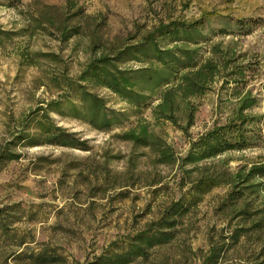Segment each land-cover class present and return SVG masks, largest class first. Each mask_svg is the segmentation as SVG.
<instances>
[{
    "label": "rangeland",
    "instance_id": "1",
    "mask_svg": "<svg viewBox=\"0 0 264 264\" xmlns=\"http://www.w3.org/2000/svg\"><path fill=\"white\" fill-rule=\"evenodd\" d=\"M6 3L0 0V28L16 35L0 44V144L10 139L24 114L55 96L56 87L48 82V74L59 75L64 69L68 77H75L89 58L98 55L93 42L114 48L136 42L159 23H189L202 17L206 20L203 40L195 47L202 48V57H209L210 48L217 47L219 59L227 50V57H236L242 76L236 84L217 77L195 99L188 138L168 123L152 130L180 157L187 139L222 124L237 98L248 92L256 101L248 112L259 116L253 127L259 139L251 148L218 158L226 161L229 172L264 160V0H16L13 8L5 7ZM62 27H77L78 35L61 43L58 29ZM24 50L53 53L60 62L53 65L40 60L36 66H20L18 54ZM92 92L108 108L129 112L108 91L95 88ZM141 117L152 122L149 110ZM49 118L74 133L86 150L46 145L15 149L19 157L0 170V208L11 220L9 238H0V263L27 264L25 254L48 250L61 258L56 264H89L106 251L119 252L185 191L187 185H178L181 173L175 165H152L147 150H131L127 143L111 137L129 128L134 117L107 133L53 113ZM130 159L134 170L129 175L125 170ZM195 176L196 172L187 175L186 181ZM227 191V187H217L204 194L176 219L169 242L148 249L145 257L129 264H208L210 248H223L226 241L221 237L240 220L232 219L228 208L220 209ZM254 199L250 208L264 202V192L259 197L247 195L235 207ZM246 236L221 252L214 264H250L264 246V230L249 231Z\"/></svg>",
    "mask_w": 264,
    "mask_h": 264
},
{
    "label": "trees",
    "instance_id": "2",
    "mask_svg": "<svg viewBox=\"0 0 264 264\" xmlns=\"http://www.w3.org/2000/svg\"><path fill=\"white\" fill-rule=\"evenodd\" d=\"M15 3L16 0H7L3 5L13 8ZM81 14L79 10L78 15ZM205 23L202 17L189 23H159L136 42L114 48L106 49L96 42L94 46L93 42L91 47L99 51L98 55L89 58L75 77H68L64 69L59 75L48 74V82L56 87L55 96L24 114L13 128L10 139L0 144L1 170L7 162L19 157L15 152L18 147L46 145L86 150L85 143L74 133L53 123L50 113L78 120L95 131L105 133L121 128L132 116V125L111 137L127 143L131 150H147L152 165L176 166L181 173L178 185H187L185 191L164 207L155 221L131 236L119 252L106 251L105 256L97 257L89 264H101L102 261L129 264L136 258L145 257L148 249L169 242L174 237L176 219L217 187L228 188L220 209L228 208L232 219L240 217V220L226 236L221 237L226 241L223 248H210L206 258L208 264L216 263L221 252L236 245L240 237H247L249 231L264 230V202L259 201L250 208L255 199L248 200L241 207H235L247 195L259 197L264 192V160L241 165L229 172L226 161L218 158L226 152L251 148L259 139L253 130L259 116L248 112L256 101L248 92L237 98L222 124H214L196 138L187 139V149L180 157H176L165 140L152 130L154 126L168 123L188 138L187 130L192 126L196 112L195 99L203 96L217 77L230 78L236 84L242 76L241 66L235 63L236 57H227V50L219 59L215 56L217 47L210 48L209 57H202V48L195 47L203 40ZM20 31L24 33L25 29ZM58 31L61 43L78 35L77 27H62ZM14 35L0 28V44ZM18 56L20 66H36L40 60L53 65L60 62L53 53L24 50ZM128 63L137 65L128 66ZM95 88L114 95L129 112L108 108L104 99L92 92ZM145 110L150 111L152 122L141 117ZM186 166L190 168L186 169ZM133 170L130 159L126 162L125 173L130 175ZM193 172L196 176L186 181V176ZM9 217L8 212L0 208L1 239L9 238ZM246 221H249L248 226L244 224ZM18 257L19 254L15 260ZM23 260L27 264L61 263V258L48 250L27 253ZM250 264H264V246Z\"/></svg>",
    "mask_w": 264,
    "mask_h": 264
}]
</instances>
